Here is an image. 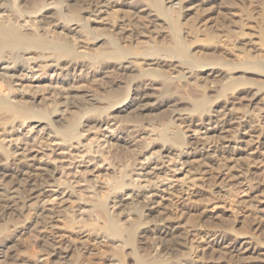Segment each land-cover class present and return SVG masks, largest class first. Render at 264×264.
<instances>
[{
    "label": "bare ground",
    "instance_id": "1",
    "mask_svg": "<svg viewBox=\"0 0 264 264\" xmlns=\"http://www.w3.org/2000/svg\"><path fill=\"white\" fill-rule=\"evenodd\" d=\"M184 1L0 0V264H31V242L32 264H92L54 218L110 264L264 254L263 223L193 199L264 185V0H220L209 28Z\"/></svg>",
    "mask_w": 264,
    "mask_h": 264
},
{
    "label": "rangeland",
    "instance_id": "2",
    "mask_svg": "<svg viewBox=\"0 0 264 264\" xmlns=\"http://www.w3.org/2000/svg\"><path fill=\"white\" fill-rule=\"evenodd\" d=\"M203 2H201L200 0H185L184 4H187V8H185L186 10L190 11L189 14H187V16L185 17V19H191L192 17V21L196 24V26H200L201 28H203V25H205L206 27H217L218 25H221V23L223 22V18L225 17V12H226V7L228 5V3L226 4H222L220 3V0H217V2L215 3L216 5H211L210 4V0H202ZM216 1V0H215ZM217 5L221 7V9H217ZM224 5V6H223ZM98 22V20H97ZM200 38H203V36H199ZM218 42L219 44H223L225 45V48L227 49V41L225 40V37H220L218 38ZM203 45H206V42L203 43ZM197 49V53L201 54L203 56H207V54H211L213 53V49L212 48H203L202 45H196ZM255 102L257 101L254 100ZM255 104H253L254 106ZM264 114V112H263ZM0 135H1V130H0ZM245 139H247L248 137H244ZM233 144V143H232ZM237 145H241V148H245L247 149L248 154H252V156H255V153L257 152L258 149L255 148V145L252 149L245 147L244 144L242 142H239ZM261 151H263V149H261ZM240 155H245V153H239L236 155V157L240 156ZM254 168V167H252ZM177 176L180 178L183 176V174L177 173ZM207 177V175H205V178ZM176 182V181H174ZM198 183H201L200 181H198ZM174 185L176 183H173ZM199 187L195 186H191L189 188L190 191H194ZM245 188V186L243 187ZM246 189V188H245ZM185 197V196H184ZM183 197V198H184ZM204 197L206 196H193V199L196 201L197 203V208L201 210H204L207 215V213H218V214H222V216L225 217H230L231 219L233 218H237L239 219V224L236 225V227H239V229H243V225L241 223V220L246 217L249 218L250 220L253 219V221H257L260 223H263L264 225V185L260 186L257 189H251V190H245V191H241L238 196L236 197V199L238 200V202H234L230 205V203H216L213 202V200H209V201H205ZM209 198V197H208ZM174 201H176L177 204L181 203V199H177L176 197L173 198ZM240 201V202H239ZM225 205V209L221 210V206ZM228 208V210H227ZM220 214V215H221ZM8 215H6L7 217ZM236 216V217H233ZM10 218V216H9ZM17 215H13L11 217V219L14 221L16 220ZM53 225H54V230H57L59 233L63 234L64 239H72L73 240V245H84L82 248V252L80 254V260L84 261V262H91L92 264H110V262H108L106 260V254H108L109 251V247L103 243L101 244H97L95 243L94 240H91V235H89L88 231L83 232V233H79V232H75L73 230H68L67 228L64 229V223H62L61 219L56 220V218H54L52 220ZM0 223H2V221H0ZM11 223L12 221H9L7 224V227L9 230H5L6 232H4L1 235V239H5L7 237L8 234H11ZM10 231V232H9ZM261 232V231H259ZM262 235V234H261ZM246 239L247 237L244 236ZM22 251L19 253L18 257L20 259L23 258V260H27L28 263L32 264L33 261V255L32 253L35 251V245L31 242V245L28 246L26 249L22 248ZM263 255V256H262ZM261 256V257H260ZM260 256L258 257H254L252 260H250L251 262H256L255 264H264V254H260ZM262 258V262H260V258ZM41 261L39 264H45V259L46 256H41L40 257ZM258 259V260H257ZM67 264H71L70 262H67Z\"/></svg>",
    "mask_w": 264,
    "mask_h": 264
}]
</instances>
